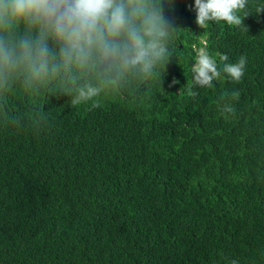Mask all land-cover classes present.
Returning <instances> with one entry per match:
<instances>
[{
	"label": "trees",
	"instance_id": "16d2710c",
	"mask_svg": "<svg viewBox=\"0 0 264 264\" xmlns=\"http://www.w3.org/2000/svg\"><path fill=\"white\" fill-rule=\"evenodd\" d=\"M146 3L175 25L147 70L0 73V264H264V0L244 25L204 28L194 0ZM200 49L221 70L210 88L193 86ZM241 56L234 83L222 69ZM85 85L97 94L74 104Z\"/></svg>",
	"mask_w": 264,
	"mask_h": 264
},
{
	"label": "clouds",
	"instance_id": "9594fccd",
	"mask_svg": "<svg viewBox=\"0 0 264 264\" xmlns=\"http://www.w3.org/2000/svg\"><path fill=\"white\" fill-rule=\"evenodd\" d=\"M247 6L248 0H194L190 10L195 11V23L200 28L220 21L241 26L251 15ZM172 7L170 4L169 10ZM261 12L264 5L256 7L255 15ZM21 22L29 33L35 31V37L25 36L18 45L0 38V73L8 75L23 68L33 78L55 71L60 64L83 66L95 60L107 62L110 67L142 65L147 70L165 57L167 49L161 38L175 26L166 20L161 6H150L146 0H0V30L8 32ZM49 40L58 50L50 47ZM220 60L227 61L228 56L221 55ZM245 67L246 57L241 56L235 64L225 63L222 71L239 83ZM191 71L193 86L200 88H210L221 76L216 60L204 49L198 51ZM176 83L173 79L172 85ZM97 92V88L85 85L73 103ZM239 95V91H233L231 99L238 100ZM234 111L230 102L222 105L224 114Z\"/></svg>",
	"mask_w": 264,
	"mask_h": 264
}]
</instances>
